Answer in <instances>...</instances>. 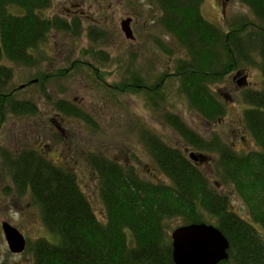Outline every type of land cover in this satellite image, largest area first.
Listing matches in <instances>:
<instances>
[{"label": "trees", "instance_id": "1", "mask_svg": "<svg viewBox=\"0 0 264 264\" xmlns=\"http://www.w3.org/2000/svg\"><path fill=\"white\" fill-rule=\"evenodd\" d=\"M154 1L162 11L160 23L167 32L164 38L171 41H156L164 51L159 55L171 58L170 71L143 78L140 70L117 85L122 92L150 95L155 112L162 111L163 100L177 93L179 98L184 97L190 111L210 123L216 122L225 109L211 86L223 82L229 72L240 67V61L254 53L261 57L264 74V0H239L259 22L241 17L226 23L227 30L202 16V0ZM52 3L0 0V60L34 68L40 60L35 59L33 51L51 32L81 35V20L45 16ZM251 25L252 31H247ZM93 32L97 29L89 28L90 39L96 42L99 38ZM145 45L149 48L150 42L145 41ZM92 54L96 60L108 57L102 50ZM131 63L133 58L128 71L135 72ZM12 73L11 68L0 65V121L7 112L34 114L37 110L35 101L20 99L15 91L5 88ZM42 75L43 79L38 80L51 77L49 73ZM164 76V83L158 85ZM245 99L251 108L244 111V121L260 146L258 152L238 155L223 140L214 136L208 140L194 132L171 111L165 113L163 121L182 138L184 150L162 141L151 145L158 168L169 183L145 180L132 165L98 161L94 167L106 208L104 221L95 216L73 173L54 167L37 149L24 148L17 154L5 151L12 180L20 191L30 194L32 203L40 206L43 223L57 240H37L33 264H174L167 223L176 217L182 219L181 225L212 223L222 232L229 248L227 260L220 264H264V92H247ZM65 111L77 115L79 110L68 107ZM187 147L212 156L210 164L218 168L224 183L233 184L246 204L250 221L231 209L228 193L217 191L215 183L187 156Z\"/></svg>", "mask_w": 264, "mask_h": 264}, {"label": "rangeland", "instance_id": "2", "mask_svg": "<svg viewBox=\"0 0 264 264\" xmlns=\"http://www.w3.org/2000/svg\"><path fill=\"white\" fill-rule=\"evenodd\" d=\"M78 1L83 2V11L89 9L91 18L98 19L95 21H98L95 28L97 33L93 32L99 38L96 42L89 36V28L96 24L84 18L81 20L80 36L70 37L66 33L51 32L49 38L33 51L35 59L40 60L34 68L17 65L6 59L0 60V65L11 68L13 72L5 88L15 91V96L20 99L35 101L37 109L34 114L7 112L0 121V264H33V245L37 240L41 238L57 242L55 235L43 223L40 206L32 203L30 194L20 191L12 180L3 155L5 151L17 154L24 148L37 149L57 166L74 172L76 182L95 216L104 221L106 208L99 193L98 173L93 167L83 164L78 156H69V143L83 144L90 155H102L122 165H132L141 178L157 183H169V180L161 173L153 154L145 146L148 131L154 135V144L161 140L181 150L185 147L176 132L163 122V111L154 112L156 109L149 105L148 96L132 91L120 94L110 88L124 81V78H130V73L136 74L140 70L144 74L143 78L149 74L160 75L161 72L170 71L168 65L171 58L159 55L164 54V51L156 42L171 43L164 38L167 32L160 23L162 11L158 4L154 0H53L44 14L50 18L54 15L64 16V8L75 9L71 8V3ZM201 13L206 20L218 24L224 30H227L226 23H234L241 17L259 22L256 15L239 0H202ZM131 17L134 19L130 28L134 39L126 38L121 30V21L130 19L129 25ZM246 28L252 31L253 26ZM145 41L150 42L149 48ZM100 50L105 52L109 60L97 59L100 60L98 63L84 52L94 55L92 53ZM178 54L182 55V52ZM132 58L131 65L135 72L128 71ZM260 60L259 54H252L249 59L240 61L238 76H233L236 70L231 71L223 82L211 86L225 109L223 116L216 122L210 123L190 111L184 97L179 98L177 93H174L175 97L163 100L161 108L170 107V112L179 115L194 132L208 140L213 136L223 140L238 155L258 152L260 146L247 128L243 115L246 109L251 108L245 99L246 93L254 90L264 92ZM88 63L95 69L97 67L100 73L92 71ZM60 70L63 74H60ZM42 73H49L51 77L38 80L43 79ZM244 77L245 84L236 83V80ZM178 87L176 91H179ZM67 107L79 110L84 107L86 114H68L65 111ZM52 118L64 129L62 134L53 126L50 121ZM190 151L195 152L188 148L185 151L187 156ZM204 155L206 159H197L195 162L215 183L217 191L228 193L231 209L250 221L246 204L233 184L224 183L218 168L210 164L212 156ZM2 221L18 228L26 238V247L21 253L9 251L1 228ZM181 223L179 217L171 219L167 223V233L170 234Z\"/></svg>", "mask_w": 264, "mask_h": 264}, {"label": "water", "instance_id": "3", "mask_svg": "<svg viewBox=\"0 0 264 264\" xmlns=\"http://www.w3.org/2000/svg\"><path fill=\"white\" fill-rule=\"evenodd\" d=\"M121 21V30L125 37L134 39L128 23ZM196 161L204 160L202 154L189 153ZM1 228L11 253H21L26 247L24 235L7 221L1 222ZM172 261L174 264H220L228 258L229 242L222 232L212 223L191 222L180 225L170 233Z\"/></svg>", "mask_w": 264, "mask_h": 264}, {"label": "flooded vegetation", "instance_id": "4", "mask_svg": "<svg viewBox=\"0 0 264 264\" xmlns=\"http://www.w3.org/2000/svg\"><path fill=\"white\" fill-rule=\"evenodd\" d=\"M88 1V0H87ZM82 3L83 2H80V1H78V2H72L71 3V8H75V9H73V10H71L70 8H64V11H65V15L64 16H61V18L62 17H64L67 21H70L71 19L73 20V19H78L79 21L80 20H82V19H84V18H88V19H91L92 21H94V24H96V25H94V26H92L93 28H97V23H98V21L95 23V21H96V19L97 18H95V17H92L91 18V14H90V10L88 9V11H83V9H82ZM93 6V3L91 2V6L90 7H92ZM111 6H109L107 9H109ZM98 9L100 10V9H102V7H98ZM67 16L68 17H70L71 19L70 20H68V18H67ZM107 19V17L105 16V18H104V20H106ZM98 20V19H97ZM130 21V20H129ZM134 22V19H133V17H131V22H130V28L132 27L131 25H132V23ZM263 39H262V54L264 53V37H262ZM86 55H88L90 58L92 57L91 55H89V54H86ZM260 59H261V57H260ZM95 60V59H94ZM107 60H109L108 59V57H107ZM101 61H106V60H103V59H101ZM149 62H151V61H149ZM264 63V62H263ZM74 64V63H73ZM263 65V64H262ZM88 66H90L91 68H92V71H94V72H99L100 73V71H96V69L94 68V67H92L89 63H88ZM169 66V65H168ZM90 68V69H91ZM239 71L238 70H236L235 72H234V75L233 76H238L239 75ZM161 74H163V72H161ZM234 78V77H233ZM98 79V78H97ZM164 79H165V76L163 77V80H160V83H158V85L159 84H161V83H164ZM243 81H245V77L243 78V79H238V80H236V83L237 84H245ZM151 82L153 83L154 82V78H152V80H151ZM33 83H35V82H33ZM137 87H141V86H139V85H137ZM110 88H112L113 89V91H116V92H118V93H120L121 94V87L119 86V85H114V86H111ZM146 88L148 89L149 88V85H147L146 86ZM148 102H149V105H151L152 107H153V103H152V101H151V97L150 96H148ZM68 108V107H67ZM120 108V107H119ZM154 108V107H153ZM79 110V109H78ZM85 111V108L84 107H82V109L81 110H79L78 111V114L77 115H80V114H86L84 111ZM170 107H167V108H162V111H163V114L165 115V113H167V112H170ZM58 113V115L60 114L61 115V113L59 112V111H57ZM155 112V111H154ZM69 114V113H68ZM58 115H56V116H58ZM158 119H159V117H157ZM60 120H63V119H60ZM52 123H53V126L55 127V128H57V130H59V132L62 134L63 133V131H64V129H62L61 128V126L58 124V122L57 121H55L53 118L50 120ZM164 122V121H163ZM167 125V124H166ZM148 133H149V136H148V138H147V140H146V143H147V146L146 147H148V149L151 151L152 149H151V145H153L154 144V135H152L149 131H148ZM179 137V136H178ZM180 138V140L182 141V138L181 137H179ZM150 140V141H149ZM161 141V140H160ZM149 142V143H148ZM82 144V143H81ZM68 152H69V156H71V155H73V156H78L79 158H81L82 159V163L83 164H86V165H88V166H90V167H93L94 169H95V167H94V165H96L97 163H98V161H105L106 159H107V157H105V156H102V155H90V153H88V151L86 152V149H85V147H84V145L82 144V145H77L76 143H74L73 145L71 144V143H69L68 145ZM44 156V155H43ZM45 157V156H44ZM101 158V159H100ZM48 159V158H47ZM48 160H50L52 163H53V165H54V167H56V168H59V169H62V170H65V171H69V172H71V173H74V172H72V171H70V170H68V169H65L64 167H62V166H57L51 159H48Z\"/></svg>", "mask_w": 264, "mask_h": 264}]
</instances>
